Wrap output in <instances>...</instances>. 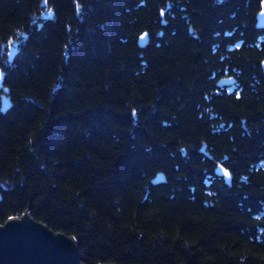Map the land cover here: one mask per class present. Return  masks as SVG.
<instances>
[{
    "label": "trees",
    "instance_id": "obj_1",
    "mask_svg": "<svg viewBox=\"0 0 264 264\" xmlns=\"http://www.w3.org/2000/svg\"><path fill=\"white\" fill-rule=\"evenodd\" d=\"M261 1L0 0V224L84 264H264Z\"/></svg>",
    "mask_w": 264,
    "mask_h": 264
},
{
    "label": "water",
    "instance_id": "obj_2",
    "mask_svg": "<svg viewBox=\"0 0 264 264\" xmlns=\"http://www.w3.org/2000/svg\"><path fill=\"white\" fill-rule=\"evenodd\" d=\"M255 27L264 28V0L255 17ZM145 39L141 40V37ZM148 43L147 32L138 38L140 47ZM264 74V60L261 62ZM2 79L0 77V86ZM235 84L232 76L220 78L218 87ZM8 100V99H6ZM200 152L209 157L204 149ZM227 171L228 175L224 172ZM214 174L221 176L227 185L231 184L232 174L219 162L214 168ZM165 182L162 172H157L152 179L153 184ZM0 264H84L81 261L76 239L64 233L55 232L46 224L34 220L28 212L20 217H9L0 224ZM111 264V263H110Z\"/></svg>",
    "mask_w": 264,
    "mask_h": 264
},
{
    "label": "snow or ice",
    "instance_id": "obj_3",
    "mask_svg": "<svg viewBox=\"0 0 264 264\" xmlns=\"http://www.w3.org/2000/svg\"><path fill=\"white\" fill-rule=\"evenodd\" d=\"M49 14H51V13L49 12ZM162 14H163V13H162ZM143 39H145V36H142V37H141V40H143ZM224 174H225V175H228L227 171H225Z\"/></svg>",
    "mask_w": 264,
    "mask_h": 264
},
{
    "label": "rangeland",
    "instance_id": "obj_4",
    "mask_svg": "<svg viewBox=\"0 0 264 264\" xmlns=\"http://www.w3.org/2000/svg\"><path fill=\"white\" fill-rule=\"evenodd\" d=\"M233 87H234V86L232 85V86L228 87V89H229V90H232V89H233Z\"/></svg>",
    "mask_w": 264,
    "mask_h": 264
}]
</instances>
